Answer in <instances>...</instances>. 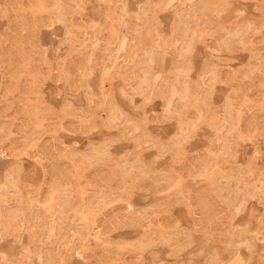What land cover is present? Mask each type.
<instances>
[{
	"label": "rangeland",
	"instance_id": "obj_1",
	"mask_svg": "<svg viewBox=\"0 0 264 264\" xmlns=\"http://www.w3.org/2000/svg\"><path fill=\"white\" fill-rule=\"evenodd\" d=\"M49 263L264 264V0H0V264Z\"/></svg>",
	"mask_w": 264,
	"mask_h": 264
},
{
	"label": "bare ground",
	"instance_id": "obj_2",
	"mask_svg": "<svg viewBox=\"0 0 264 264\" xmlns=\"http://www.w3.org/2000/svg\"><path fill=\"white\" fill-rule=\"evenodd\" d=\"M211 3V2H210ZM159 4H161V3H159ZM209 4V3H208ZM162 5H163V2H162ZM218 5V4H217ZM221 5V4H220ZM165 7V6H164ZM217 7V6H216ZM163 8V7H162ZM199 8V7H198ZM201 8V7H200ZM210 8V7H209ZM211 10V9H210ZM208 11H209V9H208ZM176 12V11H175ZM205 14V13H204ZM179 16V15H178ZM180 17H181V15H180ZM180 20V19H179ZM206 22V21H205ZM174 28V27H173ZM194 29H196V28H194ZM177 38V37H176ZM178 39V38H177ZM242 39V38H241ZM161 43H162V41H161ZM193 45V44H192ZM228 45V44H227ZM122 46V45H121ZM123 48H124V45H123ZM224 48V47H223ZM228 49V48H227ZM179 60V59H178ZM108 69V68H107ZM144 73V72H143ZM142 74V73H141ZM148 76V75H147ZM140 77H142V76H140ZM148 77H150V76H148ZM156 78V77H155ZM146 79V78H145ZM145 88V87H144ZM144 90V89H143ZM105 93V92H104ZM195 93V92H194ZM189 94V93H188ZM106 95V94H105ZM196 96V95H195ZM70 150V149H69ZM243 230V229H242ZM232 247V246H231ZM50 264V263H49Z\"/></svg>",
	"mask_w": 264,
	"mask_h": 264
}]
</instances>
